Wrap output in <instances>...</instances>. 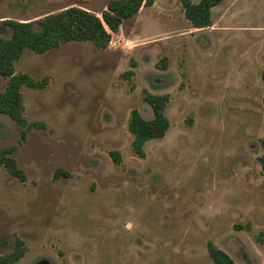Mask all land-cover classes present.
<instances>
[{"label":"rangeland","instance_id":"1","mask_svg":"<svg viewBox=\"0 0 264 264\" xmlns=\"http://www.w3.org/2000/svg\"><path fill=\"white\" fill-rule=\"evenodd\" d=\"M110 1L0 0V36L12 34L6 20L39 28L47 14L101 15ZM212 19L194 28L179 0H156L106 48L24 51L16 73L48 80L23 87V116L43 126L22 138L0 114V148L16 145L26 173L0 166V254L20 238L18 264H216L213 242L234 264H264V0H224ZM145 89L170 94L171 125L142 158L128 124L133 109L153 117ZM59 168L69 175L55 179Z\"/></svg>","mask_w":264,"mask_h":264},{"label":"trees","instance_id":"2","mask_svg":"<svg viewBox=\"0 0 264 264\" xmlns=\"http://www.w3.org/2000/svg\"><path fill=\"white\" fill-rule=\"evenodd\" d=\"M156 0H111L101 15L93 14L87 9L71 6L61 12L47 14L37 23L35 28L32 21L6 20L12 29L9 38L0 36V75L7 78L6 88L0 91V114H7L23 127L22 138H25L27 128L43 126V124L29 123L23 116V87L43 89L47 85V78L37 80L26 73H16L15 62L25 50L42 54L57 48L61 44L71 41H90L98 48L109 46L113 33L120 31L123 23L135 16L142 7H149ZM185 17L194 28H204L213 25L212 9L224 0H179ZM133 61V65H134ZM129 79L132 70L124 73ZM144 99L151 106L152 118L143 117L137 109H133L129 120V131L133 135L132 148L139 157H145V144L148 141L162 139L167 134L171 122L166 114V107L170 101V94L152 93L144 90ZM264 104V97H263ZM264 147V136L261 138ZM16 145L0 148V166L21 181L26 180L25 171L18 165L13 156ZM110 155L116 164L122 162L119 151L112 150ZM264 170V155L259 157ZM68 176L69 173L59 168L54 175ZM241 227V225H237ZM27 252L25 242L17 238L14 249L7 254H0V264H18ZM208 252L216 264H234L233 259L213 242H208Z\"/></svg>","mask_w":264,"mask_h":264},{"label":"crops","instance_id":"3","mask_svg":"<svg viewBox=\"0 0 264 264\" xmlns=\"http://www.w3.org/2000/svg\"><path fill=\"white\" fill-rule=\"evenodd\" d=\"M199 2V1H198Z\"/></svg>","mask_w":264,"mask_h":264}]
</instances>
